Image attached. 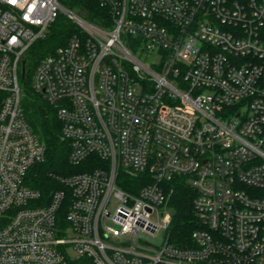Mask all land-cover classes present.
<instances>
[{
	"label": "built area",
	"instance_id": "obj_1",
	"mask_svg": "<svg viewBox=\"0 0 264 264\" xmlns=\"http://www.w3.org/2000/svg\"><path fill=\"white\" fill-rule=\"evenodd\" d=\"M83 1L102 26L0 0V264H264V0ZM60 15L75 30L30 76L72 169L45 195L27 185L45 148L19 76ZM177 176L201 225L188 247L167 232Z\"/></svg>",
	"mask_w": 264,
	"mask_h": 264
},
{
	"label": "trees",
	"instance_id": "obj_2",
	"mask_svg": "<svg viewBox=\"0 0 264 264\" xmlns=\"http://www.w3.org/2000/svg\"><path fill=\"white\" fill-rule=\"evenodd\" d=\"M59 2L66 8L84 12L87 20L102 26L103 9L97 3L83 0H59ZM49 28L45 39L37 42L30 49L26 57L24 73L19 76V84L25 89L21 99L24 118L45 148V159L31 168L27 175V185L45 195H49L51 190L57 188L52 175L63 176L68 170H72L69 169L71 166L68 162L69 147L61 135V124L55 110L30 86L31 71L38 61L63 45L75 30L73 24L62 15ZM80 171L84 169H74V172ZM135 179L137 178L134 177L130 182L136 183ZM166 185L169 191L168 208L171 215L167 231L169 240L174 246L188 247L191 245V234L201 228L193 206L196 193L184 176H177Z\"/></svg>",
	"mask_w": 264,
	"mask_h": 264
},
{
	"label": "rangeland",
	"instance_id": "obj_3",
	"mask_svg": "<svg viewBox=\"0 0 264 264\" xmlns=\"http://www.w3.org/2000/svg\"><path fill=\"white\" fill-rule=\"evenodd\" d=\"M20 89H21V92L22 93H24V86H20ZM142 237H144V238H146L149 242H151L154 246H157L159 243H160V241H161V239H162V234H159L158 236H156V237H148L147 235H142Z\"/></svg>",
	"mask_w": 264,
	"mask_h": 264
},
{
	"label": "water",
	"instance_id": "obj_4",
	"mask_svg": "<svg viewBox=\"0 0 264 264\" xmlns=\"http://www.w3.org/2000/svg\"><path fill=\"white\" fill-rule=\"evenodd\" d=\"M25 61H22V74L24 73Z\"/></svg>",
	"mask_w": 264,
	"mask_h": 264
}]
</instances>
